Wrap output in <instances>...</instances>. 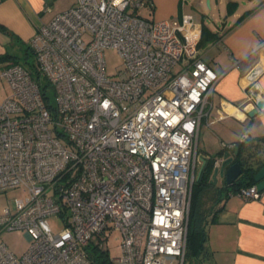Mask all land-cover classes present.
Instances as JSON below:
<instances>
[{"label":"built area","instance_id":"built-area-1","mask_svg":"<svg viewBox=\"0 0 264 264\" xmlns=\"http://www.w3.org/2000/svg\"><path fill=\"white\" fill-rule=\"evenodd\" d=\"M144 6L75 0L29 41L37 78L19 63L0 71L10 89L0 100V192L26 193L4 207L0 233L29 239L21 253L0 240V264H183L197 137L220 75L201 57L191 14L148 19ZM106 48L121 59L114 76ZM234 145L222 144L214 166ZM236 193L260 196L255 183ZM50 215L64 228L53 232ZM110 229L121 234L114 258L102 242ZM91 242L106 261L92 260Z\"/></svg>","mask_w":264,"mask_h":264},{"label":"crops","instance_id":"crops-1","mask_svg":"<svg viewBox=\"0 0 264 264\" xmlns=\"http://www.w3.org/2000/svg\"><path fill=\"white\" fill-rule=\"evenodd\" d=\"M144 1L147 7L137 13L148 19L171 20L191 14L201 27V57L220 75L199 127L200 156H220L222 144L237 142L243 132L248 139L264 137V108L248 97L256 88L264 100V0ZM74 2L0 0V55L29 44L41 24ZM251 70L255 71L252 76ZM254 109L256 113L250 116ZM257 149L264 154V145ZM216 208L215 213L207 212L203 247L189 264H264V191L256 199L234 193Z\"/></svg>","mask_w":264,"mask_h":264},{"label":"trees","instance_id":"trees-1","mask_svg":"<svg viewBox=\"0 0 264 264\" xmlns=\"http://www.w3.org/2000/svg\"><path fill=\"white\" fill-rule=\"evenodd\" d=\"M147 5L148 2L145 1V6L147 7ZM199 45L200 41L198 43V46ZM22 48L24 50L22 63L17 59L18 56L11 55L10 53L0 55V63L10 59V62H8L6 66L19 63L25 66L29 72L37 78L38 71L30 45H23ZM31 56L33 58L29 61L28 59ZM235 145L237 146V154H233L232 150L233 157L229 164L238 162L242 168V173L231 184H226L223 181L222 186H214L215 184L211 183V173L214 166V159L216 158L214 156L207 158V164L202 174L194 181L189 206L184 261L196 256L203 247L207 212H209V210L213 212L217 211L216 205L224 198L228 197L229 193L234 194L241 187L253 184L256 171L261 166H264V154L257 149L260 145H264V137L258 140L250 138H246L242 141L238 140L235 142ZM225 151L226 150L221 151L217 155H222ZM205 197H210V202L204 203L203 199ZM87 251L95 263H103L107 260V250L98 249L93 242L88 244Z\"/></svg>","mask_w":264,"mask_h":264},{"label":"rangeland","instance_id":"rangeland-1","mask_svg":"<svg viewBox=\"0 0 264 264\" xmlns=\"http://www.w3.org/2000/svg\"><path fill=\"white\" fill-rule=\"evenodd\" d=\"M207 7V3L205 4ZM23 46L18 45L17 47L11 48L10 54L18 56L17 59L22 63L24 50ZM32 56L28 59L29 61L32 60ZM103 60L105 63V71L108 75L114 76L116 70L121 65V59L118 56L117 52L112 48H106L103 51ZM10 62V59L0 63V71L6 67V64ZM10 93V89L8 83L5 79L0 78V100L6 97ZM223 147V146H222ZM224 150V149H223ZM197 157L200 159L197 161L196 166L192 173V186H191V195H192V188L194 181L197 179L198 171L203 163L204 159L208 157L200 156L198 150H196ZM214 186H222V181L220 176H217V183ZM213 186V187H214ZM25 191L22 188H12L4 192H0V214L2 213L4 207L12 205L13 199L18 196H25ZM190 195V200H191ZM211 197V196H210ZM210 197H205L203 199L204 203L210 202ZM47 222L50 225L53 232H58L64 228V222L62 217L58 215H50L47 217ZM108 237H106L102 242L105 244V248L108 249L109 256L111 258L117 257L119 255V245L121 241V234L120 231L117 229H110L108 230ZM0 240H3L7 246L14 251L15 253L23 252L29 245V239L23 230H10V231H3L0 233ZM184 264H189V259H186Z\"/></svg>","mask_w":264,"mask_h":264},{"label":"water","instance_id":"water-1","mask_svg":"<svg viewBox=\"0 0 264 264\" xmlns=\"http://www.w3.org/2000/svg\"><path fill=\"white\" fill-rule=\"evenodd\" d=\"M255 73L254 70H251L250 76H252ZM258 92L256 88H253L251 91V98L255 100L256 104L260 108H264V100L261 99V97L257 96ZM257 109H254L253 111L249 112V115L252 116L254 113H256ZM233 154H237V146L234 145L233 148ZM233 156H228V158L225 155V160L221 162L219 166H213L212 173H211V183L216 184L217 183V176L223 177V181L226 184H231L241 173L242 168L238 162H234L232 164H229V162L232 160ZM207 164V159L203 160V163L200 167V170L198 171L197 178L202 174L204 167ZM254 182L256 184V188L259 192L264 191V166H261L254 175Z\"/></svg>","mask_w":264,"mask_h":264},{"label":"bare ground","instance_id":"bare-ground-1","mask_svg":"<svg viewBox=\"0 0 264 264\" xmlns=\"http://www.w3.org/2000/svg\"><path fill=\"white\" fill-rule=\"evenodd\" d=\"M229 110V109H228Z\"/></svg>","mask_w":264,"mask_h":264}]
</instances>
